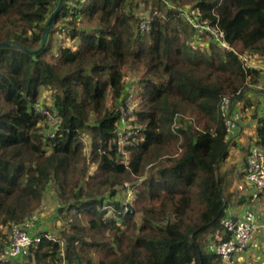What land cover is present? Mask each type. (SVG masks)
<instances>
[{
	"label": "trees",
	"instance_id": "trees-1",
	"mask_svg": "<svg viewBox=\"0 0 264 264\" xmlns=\"http://www.w3.org/2000/svg\"><path fill=\"white\" fill-rule=\"evenodd\" d=\"M70 1L32 55L17 45L40 48L59 0H0V43L12 44L0 47V256L11 226L41 215L53 194L63 226L31 229L41 239L25 264H224L215 248L230 238L221 166L232 138L222 106L233 110L264 73L245 61L264 64V0ZM131 73L140 131L121 151Z\"/></svg>",
	"mask_w": 264,
	"mask_h": 264
},
{
	"label": "built area",
	"instance_id": "built-area-1",
	"mask_svg": "<svg viewBox=\"0 0 264 264\" xmlns=\"http://www.w3.org/2000/svg\"><path fill=\"white\" fill-rule=\"evenodd\" d=\"M145 18V17H143ZM142 18L141 28L147 30V23ZM201 32L207 31L214 35L217 42L225 47L218 31L208 25H201L199 22L194 25ZM199 30V31H200ZM132 86H129V95L120 105L121 119L119 122L118 146L121 151L124 150L128 141L137 135L140 129L132 126L134 120V96L132 95ZM229 99H225L222 109L226 115V128L230 135L233 133L240 115L234 112ZM38 113H47L44 108L36 105ZM264 119V112L262 115ZM53 123H56L55 118H50ZM245 180L253 190L264 192V151L261 147L253 146L249 155L246 158L244 169ZM39 219L36 216L30 218L24 224H13L10 228V240L5 246L0 256L1 264H12L19 257L26 255L35 243H39L41 237H32L29 230H33L38 225ZM222 226L224 232L230 236L226 241L216 245V254L221 258L224 264H237L240 262V256L244 254L254 243L260 230V225L256 221V214L253 211H248L244 217H235L231 214L223 220ZM55 240L52 235L48 236Z\"/></svg>",
	"mask_w": 264,
	"mask_h": 264
},
{
	"label": "rangeland",
	"instance_id": "rangeland-1",
	"mask_svg": "<svg viewBox=\"0 0 264 264\" xmlns=\"http://www.w3.org/2000/svg\"><path fill=\"white\" fill-rule=\"evenodd\" d=\"M68 5L70 7H74L75 2L70 1L68 3ZM195 15L196 14H193V17ZM139 16L142 18L144 17L142 13H139ZM187 16L188 17L191 16L190 10L187 11ZM143 19H145V18H143ZM191 21H192L193 25H195V23H197V21L194 19H192ZM61 28L63 29V26H59V29H61ZM200 33H201V30H200ZM57 37H58L59 43H60L62 34H60V33L57 34ZM71 44L72 43L70 41L67 42V40H66V44H65L66 46L70 47ZM197 44H200L201 46H203L201 41L197 42ZM245 61L248 62V64L258 66L259 68H261L263 70L264 64H263V62H261L258 59H250L248 57H245ZM137 77H138L137 73H131L128 76V84L132 85L131 80L138 79L139 77L138 78ZM42 92H43L42 98H44L45 101H47V102L50 101V95H49L50 93L47 90L46 91L42 90ZM249 93H251V92H249V91L247 92L246 98L242 99L240 101L241 103H243L246 99L250 98ZM237 104L239 106V103H237ZM134 106H137V103L134 104ZM257 109H258V107H257V103H256V109L254 110V114L251 115L252 120L254 119L253 116H255L258 112ZM239 110H240L241 114L239 113L240 118L238 119V122H241L243 120V121H245V123H247V126L244 129L245 133H244V141H243L244 147L243 148L249 150V149H252V147L255 145L254 134H255V126H256V124H258V119H255L253 122L251 121L252 122L251 123L248 121V117H244V115H243V113L246 112V110L244 112H242L241 107ZM251 133H252V136H250ZM84 143L86 145L85 150L89 152L91 150V140L89 139L87 134L84 135ZM229 154H230V156L228 157V159H226L223 162V164L221 166V176L224 180L223 185H224L225 193L231 202L230 206H232L233 209L238 210L235 207L239 206V202H241V199H245L242 197L243 194H246L247 202L253 203V201L249 197L251 195H256L257 196L256 198H258L259 196L264 195V192H260L258 190L251 189L245 179L240 181L239 176L241 174V170L243 167V159H242L243 151L241 149L235 150V148L231 147L229 150ZM239 187H241V188H239ZM127 193L128 192H126V191L121 192V194L119 195L120 198L122 200H125V202L132 201L133 195L127 194ZM52 196H53V194H52ZM52 196H51V199L49 201H47L46 203L43 204V206H44L43 213L41 215H36L37 219L39 218L37 227L40 230L47 229L50 231H54L56 234H58V231L62 228L63 224L61 223L60 218H58V216H57V208L54 204V202L56 200L54 198H52ZM260 208L264 212V204L260 205ZM104 209H105V207H104ZM30 231L31 230H29V234H30ZM259 249H261V251L258 253L259 250H257V254L255 256H248V253L246 252L247 254L244 257L245 259H243V256L241 255L240 258L243 260L237 264H264V242H260ZM26 261H27L26 257H19L12 264H25Z\"/></svg>",
	"mask_w": 264,
	"mask_h": 264
},
{
	"label": "crops",
	"instance_id": "crops-1",
	"mask_svg": "<svg viewBox=\"0 0 264 264\" xmlns=\"http://www.w3.org/2000/svg\"><path fill=\"white\" fill-rule=\"evenodd\" d=\"M249 96H250V98H248V100L251 102V107H249V108L246 107L245 108L246 112H244L243 115H244V117H248L249 122H251V121L253 122L255 119L262 117L263 112H264V73L262 74L261 79L259 80V84L253 87V90L251 91V93H249ZM256 103H257V107H258V109H257L258 112L255 116H253L254 119L252 120L251 115L254 114V110L256 109ZM244 106H245L244 103H239V106L236 103L233 107V111L240 113V110H239L240 107L242 109ZM246 126H247V123H245V121H243V120L241 122H237L236 128L234 129L233 133L231 134V138H232L231 147L235 148V150L241 149L243 151V157H242L243 167L241 170V174L243 173V169L245 167L246 158L249 155V152L251 150V149L247 150V149L243 148L244 147L243 146L244 133H245L244 129ZM256 127H257V124L255 126L254 136H256ZM250 136H252V133ZM254 138L256 139V137H254ZM241 174L239 176L240 181L243 180V177H241ZM239 188H241V187H239ZM242 197L246 199V194H243ZM256 197L255 198L253 197V199H252L253 203L247 202V200H246L245 203H242L238 207H235L238 210L233 209L232 206H230L228 209L229 215L231 214L232 216H235L238 218L244 217L248 211H254V213L256 214V221L260 225V230H259V233H258L257 238L255 239L254 243L246 251L248 253V256H255L257 254V250H259L258 251V253H259L261 251V249H259V244H260V242H264V212L260 208V205L264 204V195L259 196L258 198H256ZM246 252L244 254H242L243 259H245L244 257L247 254ZM243 259L240 258V262Z\"/></svg>",
	"mask_w": 264,
	"mask_h": 264
},
{
	"label": "water",
	"instance_id": "water-1",
	"mask_svg": "<svg viewBox=\"0 0 264 264\" xmlns=\"http://www.w3.org/2000/svg\"><path fill=\"white\" fill-rule=\"evenodd\" d=\"M62 4H63V0H59V5H58L57 9L52 14V16L50 17V19H49V21H48V23L46 25V29H45V32H44V39L42 41V44H41L40 48L37 51H28L25 48H23L21 46H18V45H17V47H19L24 52L32 54V55H35V54L41 52L44 49V47H45V45L47 43V39H48V36H49V32H50L51 26L53 24V20L55 19V17L59 13V11H60V9L62 7ZM11 45H12L11 43H0V47L11 46Z\"/></svg>",
	"mask_w": 264,
	"mask_h": 264
}]
</instances>
